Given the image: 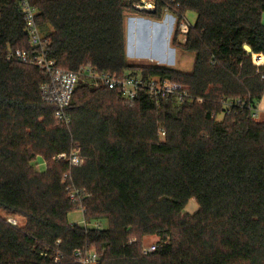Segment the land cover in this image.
Here are the masks:
<instances>
[{
    "label": "trees",
    "instance_id": "trees-1",
    "mask_svg": "<svg viewBox=\"0 0 264 264\" xmlns=\"http://www.w3.org/2000/svg\"><path fill=\"white\" fill-rule=\"evenodd\" d=\"M33 5L58 69L168 79L188 99L141 90L126 102L81 82L64 126L41 93L49 76L7 59L40 49L18 0H0V264H78L77 251L96 252L98 264H264V120L251 117L264 98V64L253 61L264 56V0H157L147 14L176 18L172 42L195 55L190 72L127 62L124 14L137 13L127 0ZM188 12L196 21L181 42ZM73 150L80 165L54 160ZM76 210L94 225L69 223Z\"/></svg>",
    "mask_w": 264,
    "mask_h": 264
},
{
    "label": "built area",
    "instance_id": "built-area-1",
    "mask_svg": "<svg viewBox=\"0 0 264 264\" xmlns=\"http://www.w3.org/2000/svg\"><path fill=\"white\" fill-rule=\"evenodd\" d=\"M33 1L34 0H18V4L25 23L29 44L35 48H39L40 51L28 54L17 50L10 52L7 55V59L17 61L24 65L36 67L49 76V81L41 87V93L47 103L56 107L54 118L59 123L64 126H69L71 120L68 114V108L71 104L74 91L81 82L94 86L95 88L103 87L108 90L115 91L118 96L126 102L136 99L141 90H145L149 96L154 98L168 96L174 97L179 103L188 99L186 89L168 79H161L159 77L143 79L140 76L116 77L105 73L100 74L91 68L85 67L80 68L76 73H69L58 69L55 62L53 60H49L44 52L43 35L36 23L37 9L33 5ZM127 2L138 13H154L156 10L157 0H127ZM169 13L170 12L168 10H165L164 16ZM170 18L172 23L174 22L175 29L176 18L174 17V20L172 17ZM189 27L190 26H188L185 22L179 25L181 35L183 36L181 42H185L184 36ZM259 61L260 60L255 59L254 63L257 65L264 64V61ZM197 102L200 103L201 99H198ZM232 104V102H227L225 104L226 108L230 107ZM251 117L256 120H264V111L260 112L258 109H255L252 111ZM54 160L57 162L66 161L70 166H78L82 161L78 150H73L69 154L57 155ZM76 196L77 190L71 191L69 197L72 202L76 201ZM7 223L13 226L18 225L16 219L12 217L7 219ZM84 227H87L86 223H84ZM155 249L156 246L152 245L149 248H144V253H151L155 251ZM74 256L77 259L78 264H98L100 258L96 252L83 255L80 251H77L74 253Z\"/></svg>",
    "mask_w": 264,
    "mask_h": 264
},
{
    "label": "rangeland",
    "instance_id": "rangeland-1",
    "mask_svg": "<svg viewBox=\"0 0 264 264\" xmlns=\"http://www.w3.org/2000/svg\"><path fill=\"white\" fill-rule=\"evenodd\" d=\"M174 16L169 13L162 20H154L146 13L126 12L124 14L125 48L126 59L129 64L140 66H160L174 69L180 72H190L193 68L195 55L191 52H185L172 42L174 22L170 20ZM196 21V14L188 12L185 23L191 26ZM255 62V58H253ZM222 116H218L220 121ZM35 164L41 171L45 169L44 160L41 157L36 158ZM198 209L194 199H190L184 208V213L193 214ZM68 221L71 224L84 226L83 213L80 210L71 212L68 215ZM16 221L21 225L19 218ZM92 227L94 224H87ZM96 226V225H95ZM106 228V224L100 225ZM158 238L155 236L142 239V246L149 248L156 245Z\"/></svg>",
    "mask_w": 264,
    "mask_h": 264
},
{
    "label": "crops",
    "instance_id": "crops-1",
    "mask_svg": "<svg viewBox=\"0 0 264 264\" xmlns=\"http://www.w3.org/2000/svg\"><path fill=\"white\" fill-rule=\"evenodd\" d=\"M257 109L262 112L264 111V98L261 99V101L259 102Z\"/></svg>",
    "mask_w": 264,
    "mask_h": 264
},
{
    "label": "bare ground",
    "instance_id": "bare-ground-1",
    "mask_svg": "<svg viewBox=\"0 0 264 264\" xmlns=\"http://www.w3.org/2000/svg\"><path fill=\"white\" fill-rule=\"evenodd\" d=\"M253 57H254L256 60H260L259 62L264 61V56H262V55H254Z\"/></svg>",
    "mask_w": 264,
    "mask_h": 264
},
{
    "label": "water",
    "instance_id": "water-1",
    "mask_svg": "<svg viewBox=\"0 0 264 264\" xmlns=\"http://www.w3.org/2000/svg\"><path fill=\"white\" fill-rule=\"evenodd\" d=\"M244 49L247 53L251 54V49L248 46H244Z\"/></svg>",
    "mask_w": 264,
    "mask_h": 264
}]
</instances>
